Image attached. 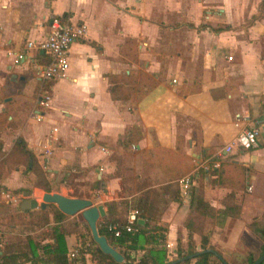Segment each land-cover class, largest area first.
<instances>
[{
	"label": "crops",
	"instance_id": "1",
	"mask_svg": "<svg viewBox=\"0 0 264 264\" xmlns=\"http://www.w3.org/2000/svg\"><path fill=\"white\" fill-rule=\"evenodd\" d=\"M51 13L84 21L86 34L69 45L64 74L40 80L30 59L43 62L46 55L38 57L25 42L45 35ZM129 40L133 44L125 45ZM8 50L27 58L14 62ZM108 73L120 76L127 98L110 96ZM1 110L13 123L7 130L21 134L18 148L22 143L36 164L60 175V187H67L71 170L98 164L94 183L106 190L97 201L102 205L118 198L119 180L101 179L111 164L100 146L136 123L141 135L129 154L138 167L141 151L149 150L156 164L161 156L154 150L175 149L179 139L191 170L197 175L202 169V195L215 210L203 217L205 244L226 264H247L248 253L259 255L262 240L248 224L264 219V137L247 150L224 152L222 146L264 117V0H0ZM205 149L210 153L203 155ZM11 175L21 181L12 169L0 175L2 188ZM179 185L177 178L153 185L146 214L165 227L164 260L194 264L200 233H192L189 247L184 220L193 211L188 196L173 199ZM67 196L90 199L83 192ZM225 201L239 206L238 215L218 211ZM68 217L83 229L79 211ZM65 240L68 246L78 243L74 234ZM125 250L134 259L144 252Z\"/></svg>",
	"mask_w": 264,
	"mask_h": 264
},
{
	"label": "trees",
	"instance_id": "2",
	"mask_svg": "<svg viewBox=\"0 0 264 264\" xmlns=\"http://www.w3.org/2000/svg\"><path fill=\"white\" fill-rule=\"evenodd\" d=\"M45 55L44 52H37V56L43 59ZM45 61L46 58L43 62ZM106 76L108 81L107 89L110 96L113 99L127 98L129 92L121 89L122 86L118 83L120 76L112 73H108ZM149 86L150 85L146 84V88ZM192 89L195 88L189 87L186 90ZM12 127L13 123L11 120L7 119V112L1 110L0 130ZM140 135V127L136 123H133L125 128L124 135L117 140V142L126 146L131 144L134 145L140 138ZM179 141V139L176 140L177 145ZM20 144L21 151L27 156L28 163L31 164L29 169L34 174L32 181L33 185L41 188L43 191H50L51 185L46 171L43 170L39 164H36L30 150L22 143ZM1 145L2 142L0 138V150ZM208 153H210V151L206 149L203 151V155ZM190 171L191 169L187 166L182 174L179 176L176 174V178ZM198 171L197 175L193 178L188 192V204L193 214H190L185 219L184 226L186 228V237L189 247L193 243L191 238L192 233L198 232L200 233V247L210 248L211 245L205 244V238L204 235L201 234V229L204 225L203 217L213 215L215 210L203 198L200 174L202 169L199 168ZM1 188L2 186L0 184V189ZM231 193L232 192H229L225 198H230L229 196ZM178 195H181L179 187L175 190L173 199H177ZM147 198V191L144 189L143 192L131 196L130 200L104 201L105 215L100 217L96 222L98 233L105 236L108 244L120 252L124 262L128 264H163L167 262L164 260L165 248L163 246V231L165 227L158 224L155 219L146 214ZM132 208L135 209V221L132 224L131 231H125L122 229V225L125 222V213ZM22 211L29 215V221L27 223H40V225L45 226L47 232L37 236L33 234L32 230H29L23 235L22 240L18 242L16 247L9 246L8 244L4 249L1 247L0 264H24L27 261L29 264H119L108 253L100 250L92 239L89 230L88 237H85L81 223L76 219L71 220L67 214L61 212L53 203L49 202L46 203L44 207L38 206L37 208L23 209ZM218 211L224 215H238L239 206L225 201L224 207ZM138 218L142 219V222H138ZM110 222H114L121 228L118 235L115 236L106 229V225ZM248 226L262 240L259 250L260 254L264 250V219L251 221ZM67 234H74L78 239V243L68 246L65 240ZM121 246L123 248H121ZM138 248L143 249L144 252L137 259L129 256L128 252L125 250H135ZM70 251L74 252L72 257L67 256ZM192 252L194 251L191 249L187 251V253ZM176 256H179L178 247L176 249ZM193 258L194 264H226L219 256L211 251L196 253L193 255ZM246 260L247 264H251L254 259L251 254L248 253L246 255ZM187 261L188 259L183 260L185 264H187ZM168 264H176V262ZM256 264H264V257Z\"/></svg>",
	"mask_w": 264,
	"mask_h": 264
},
{
	"label": "rangeland",
	"instance_id": "3",
	"mask_svg": "<svg viewBox=\"0 0 264 264\" xmlns=\"http://www.w3.org/2000/svg\"><path fill=\"white\" fill-rule=\"evenodd\" d=\"M125 45L130 46L132 42H125ZM128 57L130 58L132 55H128ZM125 89L126 87L124 85V90ZM18 121L19 119H16L17 123ZM0 131L2 142L0 150V175L7 172L10 173L12 169H15L17 175L21 178V181H19L14 175H11L8 186H3V188L0 189V245L2 249H4L7 244L16 247L18 242L22 240L23 235L29 230H32L33 234L37 236L43 235L47 231L45 230V226L40 225V223H27L29 221V215L18 208L20 200L28 196L35 197L37 202L40 201L43 191L39 188H34L32 181L27 179L28 166L31 167V164L28 163L27 156L17 146V143H19L17 142V137L21 134L13 130L9 131L7 128H3ZM120 138L121 137H118L115 142L111 144L99 147L101 151L106 152L107 159L111 164V171L105 173L101 179L117 177L119 180L118 198L104 199V201L130 200L131 196L143 192L144 189L147 191V199L149 200L153 185L165 179L175 180L176 174L179 176L183 173L185 167L188 166L190 168L193 163L192 161H188L187 158L189 155L183 153L180 146L177 145L175 149L159 148L156 149V151L154 150L155 155L158 154L161 156V159L156 164L151 160L152 154L149 150L141 151L140 162L137 167L136 160L133 158L131 159L134 153L129 154L131 150H134V145L131 144L126 146L119 144L117 140ZM126 159H128L127 162ZM44 166L41 165V168L46 171L47 177L51 182L50 191H59L65 195L83 192L90 197V199H93L95 203H99L100 200H102L101 194L104 191L106 193L103 186L97 187L94 183V173L97 170L98 164L95 167L86 165V167L73 171L71 170L69 176L70 180H68L69 183L66 184V188L60 187V175L56 177L51 175ZM125 167L130 168V171L125 172L123 170ZM9 186H12V188ZM68 187L71 189V192ZM24 191H28V195H24ZM69 218L71 220L74 219V217ZM85 225L84 223L82 230L85 233V237H88V227Z\"/></svg>",
	"mask_w": 264,
	"mask_h": 264
},
{
	"label": "built area",
	"instance_id": "4",
	"mask_svg": "<svg viewBox=\"0 0 264 264\" xmlns=\"http://www.w3.org/2000/svg\"><path fill=\"white\" fill-rule=\"evenodd\" d=\"M86 34V24L82 20L73 21L70 16L51 13L47 18V31L45 35L37 40H27L25 42L26 48H33L35 53L38 51L45 52L46 61L37 62L31 57L33 62V68L36 76L40 80H49L55 75H63L68 67L67 53L69 45L80 38H83ZM7 54H12L13 61L19 62V60L27 55L23 51H6ZM228 59L231 56H227ZM171 81H175V78H171ZM48 95H44V99H47ZM245 117L244 115H242ZM240 114H235V124L239 120ZM264 137V117L256 123H252L247 127H241L234 136L225 144L222 149L224 152H229L235 146L242 150H247L258 145V136ZM196 173L194 170L177 178L179 180L180 193L183 196H188L189 187L193 181ZM135 221V209H129L125 215V222L122 225V229L125 231H131L132 224ZM106 229L113 235H118L121 228H119L114 222H110L106 225ZM168 246L169 243H166ZM73 251L68 252L67 256L72 257Z\"/></svg>",
	"mask_w": 264,
	"mask_h": 264
},
{
	"label": "water",
	"instance_id": "5",
	"mask_svg": "<svg viewBox=\"0 0 264 264\" xmlns=\"http://www.w3.org/2000/svg\"><path fill=\"white\" fill-rule=\"evenodd\" d=\"M24 195H28V191L23 192ZM53 203L55 206L64 214L72 215L75 212L79 211L80 215L83 218L84 223L89 229L90 235L97 246L102 252L108 253L116 262L119 264H128L124 262L123 256L115 248L108 244L105 236L98 233L96 222L98 218L105 215V210L101 203L93 204L89 198L84 197H72L64 195L57 191H43L41 193V200L37 202L36 198L33 196H28L20 200L18 206L21 210L34 208V207H44L46 203ZM138 222H142V219L138 218ZM202 251H211L216 254L211 248H199L193 254L202 252ZM217 255V254H216ZM218 256V255H217ZM264 257V250L253 260L251 264H256ZM174 262L167 261L163 264H168Z\"/></svg>",
	"mask_w": 264,
	"mask_h": 264
}]
</instances>
